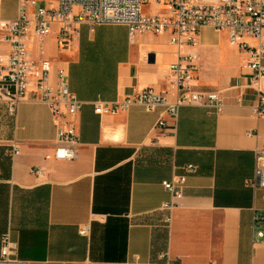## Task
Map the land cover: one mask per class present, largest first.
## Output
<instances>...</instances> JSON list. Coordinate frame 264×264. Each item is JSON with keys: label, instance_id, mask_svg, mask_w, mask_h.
I'll return each instance as SVG.
<instances>
[{"label": "crops", "instance_id": "1", "mask_svg": "<svg viewBox=\"0 0 264 264\" xmlns=\"http://www.w3.org/2000/svg\"><path fill=\"white\" fill-rule=\"evenodd\" d=\"M18 2L0 0V19L16 17ZM60 38L53 24L29 50L52 61L51 77L64 66L69 90L83 101L77 155L44 158L57 138L44 103L24 99L14 117L0 104V236L9 230L17 244L14 260L0 264H132L134 255L148 264L159 262L165 250L180 264H264V239L252 241L250 228L252 210H264V188L246 184L255 153L264 148L248 53L230 45L224 31L202 26L193 87L220 91L224 108L214 114L182 105L172 121L162 107L136 104L98 115L90 103L167 86L168 65L176 59L167 33L129 39L124 24L80 23L68 45ZM7 50L0 42V53ZM173 96L169 90L168 99ZM160 115L166 126L152 129ZM186 164L194 170L186 174L166 227L160 205L170 194L161 181L183 173ZM35 166L43 168L40 176L31 172Z\"/></svg>", "mask_w": 264, "mask_h": 264}, {"label": "built area", "instance_id": "2", "mask_svg": "<svg viewBox=\"0 0 264 264\" xmlns=\"http://www.w3.org/2000/svg\"><path fill=\"white\" fill-rule=\"evenodd\" d=\"M145 4L151 9L144 10ZM86 23L90 28L96 24H124L129 39L142 33L168 34V43L175 47V61L168 65L167 86H151L134 89L115 100L94 99L90 101L98 115L115 114L131 105H142L146 110L162 107L161 114L175 121L182 105H196L209 112L223 111V97L218 90L200 91L194 89L198 69V32L202 26L224 31L230 45L245 50L249 57L245 66L251 70L248 85L257 90L254 113L264 117V0H56L55 5H43L38 0H19L18 14L9 19H0V42L8 45L0 53V104L8 117H14L17 105L24 99L44 103L56 127L57 138L50 153L44 158L74 159L77 155L79 137L77 115L83 104L68 88V75L64 66L52 73V61L35 58L29 44L33 39H42L51 32L53 24L58 25L60 45H68L78 35V25ZM256 40L249 44L244 37ZM169 90L174 91L168 99ZM240 101V97L237 98ZM166 126L160 115L152 129ZM247 134H251L248 132ZM17 149H14V153ZM184 172L161 181L162 187L170 194L160 207L165 210L164 224L167 227L172 209L178 205L186 181V174L194 165L186 164ZM31 172L36 176L43 168L35 166ZM252 189L264 188V148L255 153L253 175L246 179ZM251 239H264V210L253 209L250 219ZM88 225L79 227L85 235ZM17 244L9 230L0 236V262L14 260ZM160 261L148 264H180L171 260L167 250L160 255ZM134 255L132 264L137 263Z\"/></svg>", "mask_w": 264, "mask_h": 264}, {"label": "rangeland", "instance_id": "3", "mask_svg": "<svg viewBox=\"0 0 264 264\" xmlns=\"http://www.w3.org/2000/svg\"><path fill=\"white\" fill-rule=\"evenodd\" d=\"M44 1H45V0H44ZM41 4H42V2H41ZM143 8H144V10L148 11V10L151 9V5H149V4H145V6H144Z\"/></svg>", "mask_w": 264, "mask_h": 264}]
</instances>
